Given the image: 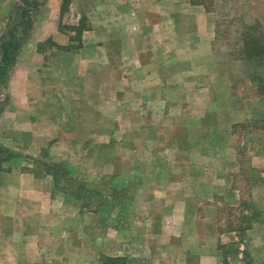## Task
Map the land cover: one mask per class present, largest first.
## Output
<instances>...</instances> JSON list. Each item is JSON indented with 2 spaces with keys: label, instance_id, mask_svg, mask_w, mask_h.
I'll use <instances>...</instances> for the list:
<instances>
[{
  "label": "crops",
  "instance_id": "obj_1",
  "mask_svg": "<svg viewBox=\"0 0 264 264\" xmlns=\"http://www.w3.org/2000/svg\"><path fill=\"white\" fill-rule=\"evenodd\" d=\"M62 1L41 13L35 51L71 44ZM93 2L77 57L45 68L56 84L30 73L33 52L16 60L30 72L21 91L13 75L0 113L14 137L0 143L19 155L0 170V264H264V92L237 91L216 59L214 14L191 0ZM86 5L73 0L70 23ZM55 132L51 147L78 161L41 155Z\"/></svg>",
  "mask_w": 264,
  "mask_h": 264
},
{
  "label": "rangeland",
  "instance_id": "obj_2",
  "mask_svg": "<svg viewBox=\"0 0 264 264\" xmlns=\"http://www.w3.org/2000/svg\"><path fill=\"white\" fill-rule=\"evenodd\" d=\"M48 1L49 0H39V5L37 6V8L32 10V29L26 33V40L17 56L18 58L21 53L19 58H24V55L29 54L31 56L33 52L34 55H32V57H35L34 59H36V61L39 63L38 67L35 66L30 72V69H27L24 66H21L22 68H18L19 66L15 67V62L8 74L6 85L2 89L3 95L0 99V108H2V111L0 113H3L12 102L10 97V92H12L11 80L15 73V91H21L22 79L17 75H22L21 70L25 68L27 69L25 73L26 76H28V73L30 72L36 75L39 78V81L42 80L45 83L48 78H51V83L56 84L57 79L54 78L56 75L53 73V71L45 69L46 66L58 67V64L61 60H72L77 57L76 53L79 47V41L77 38V32L70 28V26L73 25L72 23H70V18H74V14L79 13V8L75 9L74 7L71 10L73 0H71L68 6H66V9L62 8V4L64 2L63 0L59 11V28L61 31L69 33L71 35L72 42L69 47L61 48L56 46L58 44L57 41L50 37L39 41L38 45H36L37 47L35 51L36 41L34 40L37 39L38 33H40V29L39 32H35V35H32V31L36 23L40 22V19L42 18L41 13L44 12ZM191 1L205 2L203 5L207 10L214 14L216 21V40L214 43V53L216 59L220 62V64H224V62H226L228 65H230V76L232 77L234 85L236 86V90L242 92L243 95H255L256 93H263L264 63L262 62L264 61V59L257 58L246 60L242 57V51L244 50L243 35L244 33L249 31L247 29L250 26H253L252 28H254L251 30L252 32H256L258 34H262L264 32V0ZM22 2L23 0H0V49L1 44L9 38V33L12 31L15 24L20 20L18 13ZM93 5V0H87V5L81 15V19L85 17L87 18L86 11H88ZM50 13L54 14L53 11L47 13L46 21L51 20L52 15H50ZM87 19H85V25L88 26ZM262 38L264 39V35L262 36ZM27 62H32V60ZM41 100L42 99L39 98L38 101H36L40 102ZM12 104H14V99ZM5 122V120L0 121V136L3 140L6 139L8 141L10 138L14 137L11 131H9L8 126L5 124ZM55 134L57 138H55L52 142L50 139L46 140L47 146L43 147L44 150L42 151L41 155L49 154V158L51 159H53L54 157L62 158L63 156H66V159L70 158L71 162L75 163V161H78L79 155H74L70 147H67L65 151H63V149H56L55 147H51L55 140L61 138V132H55ZM68 135L73 136L71 135V132ZM45 165L46 164H42V166H40L38 170L40 172H44V170L47 169ZM9 166L13 167L12 163H10L8 167ZM56 170H58L60 173L61 171L63 172L60 177V181L63 185L76 189L81 188L77 182L70 181L69 176L66 177V173H64V170L60 168V164L58 165V168ZM90 201H92L93 203H105V201H101L96 196H93L92 199L90 198L89 202Z\"/></svg>",
  "mask_w": 264,
  "mask_h": 264
},
{
  "label": "trees",
  "instance_id": "obj_3",
  "mask_svg": "<svg viewBox=\"0 0 264 264\" xmlns=\"http://www.w3.org/2000/svg\"><path fill=\"white\" fill-rule=\"evenodd\" d=\"M71 0H64L62 8L66 9V6ZM193 3L204 4L203 1H193ZM39 0H23L18 16L20 20L15 24L12 31L9 33V38L1 44V58H0V99L3 95V87L6 85L8 74L11 67L15 64L17 56L26 40V33L32 29V18L31 12L37 8ZM85 18H82L78 25L70 26L71 29L77 32V38L79 41V47L81 45L82 33L86 29ZM253 27V26H252ZM251 26L247 29L248 32L243 35V58L246 60L252 59H264V39L262 34L252 32L254 29ZM73 39V38H72ZM264 63V61L262 62ZM2 108H0V112ZM19 155L11 150L4 144L0 143V170H10L11 167L8 165L12 163ZM56 172L60 173L58 170ZM62 174V172L60 173ZM68 177V174H66ZM70 181H74L69 177ZM76 182V181H74ZM79 185V184H78Z\"/></svg>",
  "mask_w": 264,
  "mask_h": 264
}]
</instances>
